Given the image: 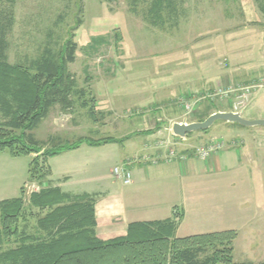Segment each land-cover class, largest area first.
<instances>
[{"label":"rangeland","instance_id":"1","mask_svg":"<svg viewBox=\"0 0 264 264\" xmlns=\"http://www.w3.org/2000/svg\"><path fill=\"white\" fill-rule=\"evenodd\" d=\"M178 1L175 24L153 25L144 18L146 4L136 14L125 0H3L14 12L10 64L26 65L46 40L72 34L77 43L68 69L84 94L74 97L69 110L55 106L33 130L35 139L42 143L59 136L65 144L80 138L124 140L134 132L170 131L171 122L182 118L193 122L210 111H232L234 104H244L245 117H263L264 0ZM186 105L192 106L189 113ZM225 125L216 121L204 138L186 139L178 149L227 136ZM232 125L246 133L264 130ZM121 142L93 150L98 146L82 143L80 151L49 158L51 184L67 180L65 191L124 194L130 212L137 213L133 218L141 220L165 217L169 201V218L179 217L175 236L233 230L234 260L264 264V180L246 170L212 174L197 168L186 176L169 171V182L124 185L112 170L122 163L119 154H133ZM35 155L0 152V200L19 196L21 187L26 198L39 190L37 182L28 181ZM12 246L4 243L0 250Z\"/></svg>","mask_w":264,"mask_h":264},{"label":"trees","instance_id":"2","mask_svg":"<svg viewBox=\"0 0 264 264\" xmlns=\"http://www.w3.org/2000/svg\"><path fill=\"white\" fill-rule=\"evenodd\" d=\"M2 1L0 152L8 149L13 156L36 154L28 165V181L37 182L39 190L26 198L21 187L19 196L0 201V246L14 243L0 250V264H253L234 260L233 230L175 236L177 215L164 220L130 222L124 235L108 239L98 236L95 196L65 192L52 185L48 159L82 143L98 146L122 139L80 138L66 144L59 136L42 143L35 139L33 130L55 106L69 110L74 97L84 94L68 69L75 60L77 43L72 34L64 39L46 40L41 52L26 65L10 64L8 35L13 28L14 12ZM125 1L136 14L146 4L143 15L153 25H164L168 20L175 24L177 20L178 0ZM212 113L197 119L203 121Z\"/></svg>","mask_w":264,"mask_h":264},{"label":"crops","instance_id":"3","mask_svg":"<svg viewBox=\"0 0 264 264\" xmlns=\"http://www.w3.org/2000/svg\"><path fill=\"white\" fill-rule=\"evenodd\" d=\"M223 111V110H217ZM243 116V115H242ZM245 117V116H243ZM247 119H262L263 117H245ZM215 124V123H214ZM226 127V135L221 136L222 139L225 140V147L219 151V153L214 154L210 158L205 161L196 159L193 157V149L194 147H189L186 145V149H178L182 154H187L186 160L181 162L179 159H175L172 162H169L164 159V149H157L151 145L152 140L158 139V137H164L166 135L165 130H157L151 134L144 135H131L128 136L127 139H122L120 142L123 143L124 148H126L129 152H132L131 156H120L121 154H117L118 159L123 162L132 161L130 164V170L132 174V182L128 185H137L138 183H152L154 181L166 180L169 182V171L176 170L180 176H186L190 171L196 170L197 168H202L205 173H227L230 170H246V172L251 174V177H258L259 181L264 180V130H258L254 128L252 132L248 133L234 130L232 124L225 122ZM224 126V125H223ZM229 126V127H228ZM255 127V126H254ZM164 129V128H163ZM233 132V133H232ZM207 133V134H206ZM206 133H191L186 136V139L189 138L196 139L198 137H205L208 135V131ZM162 135V136H161ZM159 137V138H160ZM177 137H175L176 139ZM121 139V138H120ZM151 140V143L149 141ZM153 140V141H154ZM126 141V142H125ZM120 142L115 143H107V144H118ZM146 142V143H145ZM254 144V145H253ZM82 145V144H81ZM77 147L76 149L65 151L61 153V155L66 154L67 152H77L80 151L82 146ZM106 144L98 145L95 148H102ZM143 145V146H142ZM184 145V142L183 144ZM145 148L147 150H145ZM257 150V152H254ZM93 152V151H90ZM106 152V151H104ZM59 155V156H61ZM144 157H149V159H144ZM97 160V158H96ZM135 160V161H133ZM90 161V160H89ZM92 162V161H91ZM99 161H96V163ZM95 163V164H96ZM121 163V164H122ZM51 169V176L53 174L52 165L48 163ZM95 165L92 163H86L87 165ZM116 167V166H115ZM68 173V172H66ZM64 174V173H62ZM70 176H63V179ZM150 177H153L152 179ZM60 179V178H58ZM94 180L98 178H92ZM85 181L90 182L91 180L84 179L82 183H87ZM64 184H67V180H63L59 186L61 189ZM167 192H169V187H165ZM63 190V189H62ZM65 191V190H63ZM65 192L70 193H88L95 196V215L97 220V234L102 239H108L115 236L124 235L126 233L127 225L133 221H151V220H141L139 218H133L137 213H131L130 209L126 205L125 197L123 195H116L111 193L110 190L100 191L98 193L92 192L91 190H68ZM9 199V198H6ZM4 200V199H1ZM0 200V201H1ZM136 207V206H135ZM166 211L163 212L165 217L160 219L153 220H164L169 219V201L166 204Z\"/></svg>","mask_w":264,"mask_h":264},{"label":"built area","instance_id":"4","mask_svg":"<svg viewBox=\"0 0 264 264\" xmlns=\"http://www.w3.org/2000/svg\"><path fill=\"white\" fill-rule=\"evenodd\" d=\"M235 90V89H234ZM233 90V91H234ZM251 90V87H244L242 91H247L249 92ZM243 95H238V97H242ZM245 106L244 104H241L240 107L236 106L234 104L232 111L236 113H240L243 115ZM192 110V106L186 105V113H189ZM174 123H182V124H188L191 123V121L187 120V118H182V120L179 121H172L170 124V131H165L167 132V136L164 138H158V140H155L151 143L153 147H156L157 149H164V159L172 162L175 159H179L181 162L186 160L187 154H182L178 150V146L181 142L186 141V136L185 137H179L173 134L172 132V125ZM175 137H177L175 139ZM225 140L222 138H212L210 141L202 144L201 146L194 147L193 149V157L196 159L205 161L214 154L219 153L220 150H222L225 147ZM182 145V144H181ZM144 159H149V157H144ZM135 161V160H133ZM132 161H125L121 165L116 166L113 168L112 172L114 176L122 181L124 185H128L132 182V174L130 170V164ZM36 190V189H35Z\"/></svg>","mask_w":264,"mask_h":264},{"label":"water","instance_id":"5","mask_svg":"<svg viewBox=\"0 0 264 264\" xmlns=\"http://www.w3.org/2000/svg\"><path fill=\"white\" fill-rule=\"evenodd\" d=\"M218 120L229 123H237L244 127L264 126V118L247 119L243 117L240 113H236L233 111H216L210 114L203 121H193L188 124L174 123L172 125V132L176 136L185 137L190 133L210 128Z\"/></svg>","mask_w":264,"mask_h":264}]
</instances>
